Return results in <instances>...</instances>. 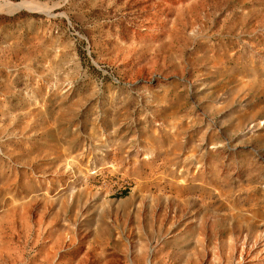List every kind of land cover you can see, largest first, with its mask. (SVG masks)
<instances>
[{
    "label": "rangeland",
    "instance_id": "obj_1",
    "mask_svg": "<svg viewBox=\"0 0 264 264\" xmlns=\"http://www.w3.org/2000/svg\"><path fill=\"white\" fill-rule=\"evenodd\" d=\"M0 264H264V0H0Z\"/></svg>",
    "mask_w": 264,
    "mask_h": 264
},
{
    "label": "bare ground",
    "instance_id": "obj_2",
    "mask_svg": "<svg viewBox=\"0 0 264 264\" xmlns=\"http://www.w3.org/2000/svg\"><path fill=\"white\" fill-rule=\"evenodd\" d=\"M22 6H26V3L25 2L22 4L19 3V5L12 6L11 8H20Z\"/></svg>",
    "mask_w": 264,
    "mask_h": 264
}]
</instances>
